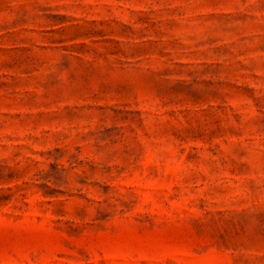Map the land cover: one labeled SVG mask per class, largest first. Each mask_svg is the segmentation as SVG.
<instances>
[{
	"label": "rangeland",
	"instance_id": "obj_1",
	"mask_svg": "<svg viewBox=\"0 0 264 264\" xmlns=\"http://www.w3.org/2000/svg\"><path fill=\"white\" fill-rule=\"evenodd\" d=\"M0 264H264V0H0Z\"/></svg>",
	"mask_w": 264,
	"mask_h": 264
}]
</instances>
